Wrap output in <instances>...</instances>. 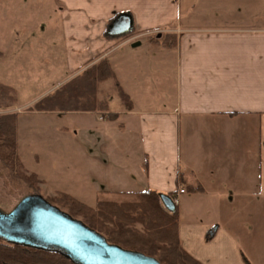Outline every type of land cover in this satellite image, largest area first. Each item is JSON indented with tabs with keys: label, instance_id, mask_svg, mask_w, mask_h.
<instances>
[{
	"label": "crops",
	"instance_id": "obj_1",
	"mask_svg": "<svg viewBox=\"0 0 264 264\" xmlns=\"http://www.w3.org/2000/svg\"><path fill=\"white\" fill-rule=\"evenodd\" d=\"M57 1L63 16L52 43H67L71 72L30 105L107 59L132 106L120 99L113 110L103 94L113 122L92 112L41 113L80 120L73 131L60 128L61 164L52 154L55 163L42 170L45 154L35 155L44 189L89 206L102 195L183 187V249L202 264H245L238 238L208 214L264 201V0ZM121 15L131 31L109 35ZM162 34L174 44L150 39ZM52 43L39 47L42 60L52 59ZM199 186L203 192H189Z\"/></svg>",
	"mask_w": 264,
	"mask_h": 264
},
{
	"label": "rangeland",
	"instance_id": "obj_2",
	"mask_svg": "<svg viewBox=\"0 0 264 264\" xmlns=\"http://www.w3.org/2000/svg\"><path fill=\"white\" fill-rule=\"evenodd\" d=\"M61 12L62 7L57 0L0 1V51L3 53V57L0 58V83L4 84L6 81L8 83L5 84L17 90V106L24 107V110L17 109L16 105L11 109H0V116L11 112L23 113L18 117L17 124L19 159L17 165L21 164L22 167L17 169L15 165L11 166L4 160V156L0 155V208L5 211L14 209L24 197L39 194L60 210L68 212L58 203L59 194L53 196L50 188L44 189L40 179L37 185L27 180L31 173H37L36 154L40 157L45 154L42 156L44 158L42 170H47L52 163H55V160L51 159L52 154L55 155L56 162L60 161L61 164L63 134L60 128L66 126L73 131L74 126L80 121L79 116L63 118V116H45L41 113L30 114L27 111L36 97L52 88L58 80L70 75L67 43H52V40L57 39L55 32H57V24L61 23L63 16ZM126 37L128 35L119 38L118 43ZM150 39L168 45L175 42V38L171 40L164 34L153 35ZM58 41L59 39L55 42ZM51 43L55 44L49 45L52 48V59L42 60L45 54L38 51L39 47ZM153 50L161 51V47L150 49L151 52ZM116 71L120 74V66H116ZM55 73L58 77L54 76ZM103 94L112 98L111 107L117 110L120 98L113 80H108L100 86L98 99L103 98ZM65 150L71 152L72 148L66 147ZM258 156L259 151H257V161ZM257 171L259 172V169ZM104 198L116 202L134 200L120 196ZM89 204L91 208L96 207L94 200ZM234 208L235 210L232 211L210 212L208 216L217 218L218 222L238 238L242 247V261L245 264H264V201L258 198ZM181 211L179 222L183 223L185 214L183 210ZM76 218L80 219V217Z\"/></svg>",
	"mask_w": 264,
	"mask_h": 264
},
{
	"label": "trees",
	"instance_id": "obj_3",
	"mask_svg": "<svg viewBox=\"0 0 264 264\" xmlns=\"http://www.w3.org/2000/svg\"><path fill=\"white\" fill-rule=\"evenodd\" d=\"M108 80L114 81L119 98L127 109H131L130 98L118 83L110 62L104 59L39 100L27 111L61 114L92 112L101 114L110 122L116 121L118 115L109 112L108 99H98L101 84ZM16 103V90L0 84V109H11ZM18 117L19 114L13 112L0 116V155L17 169L22 167L21 164L17 165ZM28 178L26 179L31 184L40 183L35 173H31ZM189 192H203V188L190 187ZM169 196L174 198L175 194ZM104 197L107 195H102L95 208L63 193H59L57 201L73 218L80 217L78 220L102 234L111 244L153 257L161 264H202L183 249L179 236L178 210L170 213L164 209L161 194L148 190L128 196L134 200L125 202L105 200ZM0 264L75 263L57 252L18 246L0 240Z\"/></svg>",
	"mask_w": 264,
	"mask_h": 264
},
{
	"label": "water",
	"instance_id": "obj_4",
	"mask_svg": "<svg viewBox=\"0 0 264 264\" xmlns=\"http://www.w3.org/2000/svg\"><path fill=\"white\" fill-rule=\"evenodd\" d=\"M132 29V20L121 15L108 29L111 36H121ZM164 209L175 213L177 207L169 195H161ZM0 240L57 252L75 264H161L142 253L125 250L81 220L50 204L41 195L24 197L11 211L0 208Z\"/></svg>",
	"mask_w": 264,
	"mask_h": 264
},
{
	"label": "built area",
	"instance_id": "obj_5",
	"mask_svg": "<svg viewBox=\"0 0 264 264\" xmlns=\"http://www.w3.org/2000/svg\"><path fill=\"white\" fill-rule=\"evenodd\" d=\"M186 190L183 187H180V189L178 190V192L175 194V197L172 198L174 204L176 207H178L179 202H180V196L185 194Z\"/></svg>",
	"mask_w": 264,
	"mask_h": 264
}]
</instances>
